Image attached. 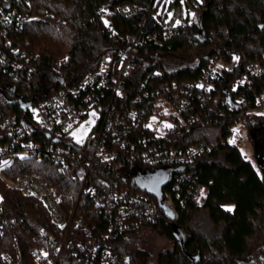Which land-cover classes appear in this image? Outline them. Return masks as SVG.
I'll return each mask as SVG.
<instances>
[{
  "label": "built area",
  "instance_id": "built-area-1",
  "mask_svg": "<svg viewBox=\"0 0 264 264\" xmlns=\"http://www.w3.org/2000/svg\"><path fill=\"white\" fill-rule=\"evenodd\" d=\"M143 1L125 2L118 8L137 32L114 38L95 69L79 81L31 103L30 122L0 109V179L39 200L55 226L34 232L28 221L4 207L0 194V264H64L67 254L81 264H134L118 251L114 239L145 224H158L163 211L158 198L141 189V183L163 171L170 180L163 189L164 208L175 216L174 193L196 206L208 199L209 187L192 177L197 161L215 146L207 141L190 143L189 137L194 127L209 123V112L221 116L230 112L225 141L240 149L245 145L244 119L264 105V97L251 99L246 91L258 66H249L228 94L219 89H224V74L236 69V55L228 60L214 54L199 66L195 79L173 80L163 91L148 89L149 80L164 70L157 65L158 58H144L142 48L148 43L163 45L189 19L181 6L168 18L165 6L153 12L155 0ZM30 19L15 9L0 7V38L9 30H22ZM6 44L11 46L9 39ZM24 65L0 47V69L13 75ZM133 94L134 105L127 106ZM199 102L203 108L198 111ZM88 117L94 124L85 139L77 140L72 130ZM34 159L52 161L69 171L80 185L82 204L66 210L47 182L20 171ZM21 224L19 234L16 227Z\"/></svg>",
  "mask_w": 264,
  "mask_h": 264
},
{
  "label": "trees",
  "instance_id": "trees-1",
  "mask_svg": "<svg viewBox=\"0 0 264 264\" xmlns=\"http://www.w3.org/2000/svg\"><path fill=\"white\" fill-rule=\"evenodd\" d=\"M161 1L155 0L153 12L158 11ZM125 2L144 3L143 0H10L7 4L0 0V7L31 17L22 30H9L0 38V47L8 57L25 64L13 75L0 69L3 114L30 122L31 103L76 83L95 69L99 57L105 53L101 50L113 45L114 38L119 40L136 33L137 27L118 12ZM174 2L179 4V0ZM196 2L200 15L185 28L169 35L161 46L148 43L142 48L141 55L158 58L157 65L164 70L162 75L149 80L148 89L163 91L173 80L195 79L199 66L214 54L228 60L236 55L238 65L233 72L224 74V89H219L220 93L234 91L243 72L257 65L252 86L246 91L251 99L264 97V0ZM7 39L11 46L6 44ZM12 48H18L19 52L11 53ZM59 57L63 59L59 61ZM134 88L137 90V85ZM134 95L127 106L134 105ZM200 108L203 107L199 102L196 109ZM209 114V123L194 127L189 137L190 143L207 141L215 146L212 153L197 161L192 177L196 183L209 187L208 199L196 206L189 200L183 202L184 196L174 193L176 216L163 208L158 224H145L118 235L114 245L132 263H150L151 254L138 246L140 236L148 230L174 244L172 250L159 255L160 264H242L255 246L254 239L264 235V120L251 115L244 119L254 147L255 164L244 157L240 148L225 141L227 126L232 121L230 112L225 116L216 111ZM20 171L47 182L66 210L79 207L84 200L73 175L52 161L34 159L21 166ZM169 191L172 192L171 188ZM0 194L4 207L28 221L34 232L44 227L54 230L52 218L39 200L22 195L1 179ZM22 228L23 224L16 231L20 234ZM179 230L184 234L183 240L178 236ZM63 262L81 264L70 254Z\"/></svg>",
  "mask_w": 264,
  "mask_h": 264
},
{
  "label": "rangeland",
  "instance_id": "rangeland-1",
  "mask_svg": "<svg viewBox=\"0 0 264 264\" xmlns=\"http://www.w3.org/2000/svg\"><path fill=\"white\" fill-rule=\"evenodd\" d=\"M196 4V0H179V4L175 3L174 0H162L159 12L162 11V7L165 5L167 17L171 18L176 6H181L183 8L185 16L189 19L190 22H192L197 15ZM199 15L200 13H198L197 16ZM105 51V49L101 50V52ZM62 59V57H59V61H61ZM253 115L255 116V118L264 120V105L256 108L253 112ZM93 124L94 121L91 117L85 118L78 126H76L72 130V135L77 140L85 139ZM244 135L246 138V143L241 148L242 154L247 160H250L251 162L256 164L253 143L251 141L250 135L247 132V129L244 132ZM154 177L155 176H153V179ZM153 179H150V182L153 181ZM178 236L180 240L184 239V234L180 230L178 231ZM253 243L255 246L252 248L251 253L247 256L245 261L242 262V264H264V235L261 236V238L257 237L256 239H254ZM173 245L174 244L171 240L167 239L164 236L158 235L151 230L145 231L138 240V246L142 249H145L151 254L149 264H160L159 255L172 250Z\"/></svg>",
  "mask_w": 264,
  "mask_h": 264
},
{
  "label": "water",
  "instance_id": "water-1",
  "mask_svg": "<svg viewBox=\"0 0 264 264\" xmlns=\"http://www.w3.org/2000/svg\"><path fill=\"white\" fill-rule=\"evenodd\" d=\"M169 182L170 180L168 179L167 175L161 171L155 175L153 181L141 183L140 187L141 189L146 190L150 194L156 196L159 200L160 206L164 208L163 189L167 187Z\"/></svg>",
  "mask_w": 264,
  "mask_h": 264
},
{
  "label": "snow or ice",
  "instance_id": "snow-or-ice-1",
  "mask_svg": "<svg viewBox=\"0 0 264 264\" xmlns=\"http://www.w3.org/2000/svg\"><path fill=\"white\" fill-rule=\"evenodd\" d=\"M236 59H238V57H237ZM93 115H94V114H93ZM166 127H171V125H166Z\"/></svg>",
  "mask_w": 264,
  "mask_h": 264
}]
</instances>
